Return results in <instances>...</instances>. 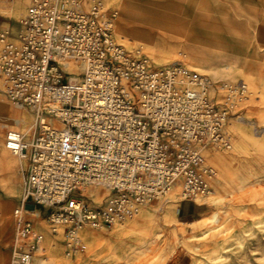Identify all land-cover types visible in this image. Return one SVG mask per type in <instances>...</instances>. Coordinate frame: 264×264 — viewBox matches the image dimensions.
I'll return each mask as SVG.
<instances>
[{
    "label": "built area",
    "instance_id": "1",
    "mask_svg": "<svg viewBox=\"0 0 264 264\" xmlns=\"http://www.w3.org/2000/svg\"><path fill=\"white\" fill-rule=\"evenodd\" d=\"M116 14L100 2L28 0L17 44L0 48L8 96L34 120L29 140L9 132L5 141L27 158L10 264H32L39 247L31 204L47 210L53 233L63 230L71 257L85 248L82 229L109 228L175 184L185 198L211 191L202 151L230 146L224 126L245 87L214 84L180 62L154 66L114 39ZM93 186L108 190L103 201L81 192Z\"/></svg>",
    "mask_w": 264,
    "mask_h": 264
},
{
    "label": "rangeland",
    "instance_id": "2",
    "mask_svg": "<svg viewBox=\"0 0 264 264\" xmlns=\"http://www.w3.org/2000/svg\"><path fill=\"white\" fill-rule=\"evenodd\" d=\"M96 2L116 10L113 37L126 49L154 66L180 62L214 84L244 86L245 97L235 101L236 113L224 126L230 146L202 151L213 170L206 176L209 194L185 198L175 184L162 197L135 203L109 228L82 229L85 248L71 257L63 230L53 233L47 210L31 204L25 216L40 235L32 264H264V0H83L85 7ZM27 4L0 0V32L8 31L0 48L17 44ZM9 90L0 73V141L16 161L13 170L0 167V264H10L13 210L27 160L9 151L6 136L16 132L29 140L34 132L33 116L9 98ZM15 115L24 123L13 124ZM81 192L101 202L108 190Z\"/></svg>",
    "mask_w": 264,
    "mask_h": 264
},
{
    "label": "bare ground",
    "instance_id": "3",
    "mask_svg": "<svg viewBox=\"0 0 264 264\" xmlns=\"http://www.w3.org/2000/svg\"><path fill=\"white\" fill-rule=\"evenodd\" d=\"M15 45V44H14ZM80 69V68H79ZM2 81V80H1ZM11 121L13 122V124L17 121H19L20 123H24L25 119L24 116L21 115H15L11 117ZM8 124V123H7ZM5 124L3 122H0V128L4 127ZM14 126V125H13ZM7 129V128H6ZM1 137V136H0ZM1 140V138H0ZM6 146V143H5ZM12 153V152H11ZM14 155V154H13ZM21 157L25 156V153L22 152L20 153ZM15 164L16 161L14 159V157H12L8 151L6 150V148L4 147L3 143L0 141V167H5L9 170H13L15 168ZM33 214L37 215V212L32 211ZM81 233V232H80Z\"/></svg>",
    "mask_w": 264,
    "mask_h": 264
},
{
    "label": "crops",
    "instance_id": "4",
    "mask_svg": "<svg viewBox=\"0 0 264 264\" xmlns=\"http://www.w3.org/2000/svg\"><path fill=\"white\" fill-rule=\"evenodd\" d=\"M5 228H6V227L4 226V227L2 228V231H5Z\"/></svg>",
    "mask_w": 264,
    "mask_h": 264
}]
</instances>
